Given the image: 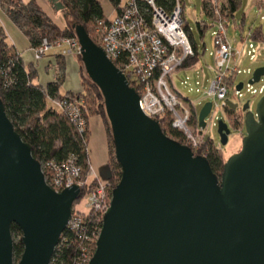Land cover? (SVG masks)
<instances>
[{"label":"water","instance_id":"water-1","mask_svg":"<svg viewBox=\"0 0 264 264\" xmlns=\"http://www.w3.org/2000/svg\"><path fill=\"white\" fill-rule=\"evenodd\" d=\"M50 2L65 9L60 0ZM73 28L84 73L102 95L122 172L90 264H264V94L256 111L251 100L243 105L247 134L219 177L207 157L194 155L145 115L138 89L83 25ZM263 77L259 66L248 83ZM212 107L208 101L198 112L200 127ZM218 123L227 146L229 123ZM81 194L78 185L61 193L47 185L41 162L0 98V264H15L14 223L24 243L16 264H51Z\"/></svg>","mask_w":264,"mask_h":264},{"label":"built area","instance_id":"built-area-1","mask_svg":"<svg viewBox=\"0 0 264 264\" xmlns=\"http://www.w3.org/2000/svg\"><path fill=\"white\" fill-rule=\"evenodd\" d=\"M209 2L211 14L208 17L211 24L205 21L199 24L202 28L216 26L212 35L216 46L214 57H216L217 70L214 80L208 87L204 83L206 80L204 71L201 76L203 83L197 81L196 84L200 86L197 91L202 92L200 100L211 97L219 102L226 99L231 90H234L238 98H242L245 84L241 90L236 89L238 83L235 84V76L241 72L247 74L251 69L242 71L239 62L244 54L248 55L250 60H256L258 45L264 48V41L257 43L252 41V33L249 30V41L244 45L245 50L234 49L227 34L229 19L224 1L209 0ZM263 2L264 0H261L262 4ZM185 6V0H175L172 9L157 4V0H121L119 7L114 8V13L110 17L105 16L97 21L95 29L96 39L108 58L116 63L132 86L141 94L139 104L145 115L159 120L161 116L170 114L172 125L186 136L188 147L195 152L201 151L203 142L209 138L206 132L212 129L215 125L214 120L218 119L217 116L214 117L213 111L219 103L212 101L210 114L212 119L207 121L209 117L206 118L205 128L200 127L199 124L196 128L192 124V105L196 106L195 102L188 99L187 102L181 101L180 95L172 89L169 81L170 76L179 71L194 55V46L185 29ZM52 49H56L64 57L81 55L79 41L75 37L68 36L59 38L56 42L44 39L42 44L35 48L36 58L47 56ZM246 89L252 95L264 94V84L257 89L248 83ZM57 106L73 118L81 132L86 130V120L77 99H64ZM223 108L227 110V105L224 104ZM41 164L48 186L61 193L64 189L78 185L82 190V198H87L85 207L88 208L87 212L73 211L72 219L62 234L50 263L63 264L60 259V249L62 244L68 241L66 236L74 234L80 240L79 251H81L76 264H90L97 251L98 238L103 228L88 234L87 215L95 212L104 218L111 206L113 196L111 183L109 180L107 184L100 182L93 173L92 167L89 174L84 177L82 167L75 156L62 162L51 161Z\"/></svg>","mask_w":264,"mask_h":264},{"label":"trees","instance_id":"trees-1","mask_svg":"<svg viewBox=\"0 0 264 264\" xmlns=\"http://www.w3.org/2000/svg\"><path fill=\"white\" fill-rule=\"evenodd\" d=\"M60 1L65 7L64 14L66 18L70 17L75 23L83 25L93 40L99 44L96 39L95 27L97 21L106 16L101 2L99 0ZM109 1L114 8H117L121 0ZM221 1H224L229 20L233 19L237 10L243 6V0ZM203 2H205L204 12L207 15L211 14L208 6L209 0H204ZM157 4L172 9L175 5V0H157ZM0 9L5 10L10 20L14 21L20 30L27 35L34 49L40 46L46 38L50 42H56L57 39L68 36L76 38L73 25L68 23L65 27L60 26L43 9L38 0H0ZM185 29L191 39L192 46H194V55L185 62L182 68H191L199 61V49L191 27L186 24ZM205 30V28L200 27L201 34ZM250 31L252 33V41L255 43L264 41L263 24L251 27ZM58 56L61 58L60 71L62 73H59L57 81L49 83L46 87L36 85L34 83L36 78L34 70L23 65L20 55L6 42V35L1 29L0 98L5 104V109L14 124L16 132L20 133L25 143L31 145L32 153L36 160L41 163L62 162L69 157L75 156L82 167L84 177L89 174L88 172L92 167L88 149L91 135L89 123L94 116L102 117L108 139V163L111 172L108 180L113 191L119 184L122 172L121 165L116 160V150L108 128L107 118L105 117L102 95H100L97 86L91 83L84 73L81 56L78 57L79 62L82 64L80 71L81 91L61 93L60 85L63 82L65 69L62 59L65 57L61 54ZM73 98L79 101V107H81L86 120V130L84 132H81L77 123L73 118H70L65 110L57 106L64 99ZM226 111L232 117V120H236V125L241 124L240 119H237L236 113L229 110ZM192 113V124L197 128L198 111L195 105H192ZM158 121L167 136L183 146L187 145L186 136L172 125V116L170 114L161 116ZM202 146L201 151H195L194 155L207 157L213 172L220 177L228 158L223 156L220 148L215 145L211 137L206 139ZM87 217H89L88 234L102 227L104 218L99 213L92 212ZM11 232L15 243L14 254L19 261L24 250V243H22L23 231L14 223L11 227ZM66 238H68V241L62 244L60 259L63 264H76V261L81 256V251H79L80 240L74 234H69Z\"/></svg>","mask_w":264,"mask_h":264},{"label":"rangeland","instance_id":"rangeland-1","mask_svg":"<svg viewBox=\"0 0 264 264\" xmlns=\"http://www.w3.org/2000/svg\"><path fill=\"white\" fill-rule=\"evenodd\" d=\"M204 0H185L186 6L184 9V14L186 18L185 25L191 27L192 34L195 37L198 49H199V61L192 68H180L179 71L173 73L169 81L171 82L172 89L177 92L180 96L181 101L187 102V99L191 102H195L196 109L198 112L203 108L204 104L208 101L218 102L211 97H206L202 100V92H198L197 81L203 83L201 78L203 71L206 73L205 86H209L210 82L214 80L216 74V57L214 53L216 52V46L214 42V37L212 35L213 31L216 30V26L210 28L205 27L203 34L200 32L199 23L205 21L211 24L208 15L204 12L205 2ZM43 9H45L48 14L59 23L60 26L65 27L68 23L74 24L73 19L66 18L64 10H57L53 8L46 0H40ZM101 2L104 13L107 17H110L114 13V6L109 0H99ZM51 3V2H50ZM3 10V9H2ZM263 18V19H262ZM244 21V22H242ZM228 25V37L232 43L234 49H241L246 45L248 40V32L253 26H258L260 24L264 25V2L263 4H255L253 6L248 5V0H243V6L237 10L235 17L229 20ZM244 41H242V39ZM258 58L254 61L250 60L248 55L241 58L239 62L240 69L247 70L251 69V72L244 73L241 72L235 76V84L244 82L245 87L242 92L244 96L238 98L235 95L234 90H231L229 95L224 100H220L219 106L213 111L214 117L218 119L214 120L215 125L212 129H208L206 135L214 140V143L220 152L225 156V158L230 157L231 154L239 152L242 148L243 137L247 134L245 130L244 113L242 111L243 105L251 100V110L256 111L257 103L263 94L252 95L249 91L247 92L246 86L248 85L249 79L252 73L259 66H264V48L258 45ZM264 84V77L259 83L253 85V88L259 89V86ZM227 105V110L232 111L237 114V119H240L241 124L236 125V120H231L232 117L223 108V105ZM211 116L207 121H211ZM219 119H224V121L229 123L231 132L227 146H223L220 143V134H218ZM91 135L88 143V149L90 151V162L92 163L93 173L98 177L99 181L103 184H107L108 178L111 175L110 167L108 163L109 150H108V139L107 132L104 125V120L100 116H94L90 121ZM87 198L84 197L75 201L73 207L74 211L87 212L88 208L85 207ZM15 264L18 259L15 256Z\"/></svg>","mask_w":264,"mask_h":264},{"label":"crops","instance_id":"crops-1","mask_svg":"<svg viewBox=\"0 0 264 264\" xmlns=\"http://www.w3.org/2000/svg\"><path fill=\"white\" fill-rule=\"evenodd\" d=\"M38 1L40 2V0ZM46 1L53 7L50 0ZM260 3L261 0H248L249 6ZM1 29L6 35V42L20 55L23 65L34 70L36 76L34 83L36 85L46 87L49 83L57 81L59 73H62V71H60L61 58L58 56L60 55V52L56 49H52L48 52L47 56L37 59L35 49L32 47V43L27 35L20 30L14 21L10 20L5 10L2 9H0V31ZM241 49L245 50L244 47ZM62 60L65 64V69L63 72V82L60 85V92H80L82 89L80 74L82 64L79 62V58L76 56H69Z\"/></svg>","mask_w":264,"mask_h":264},{"label":"flooded vegetation","instance_id":"flooded-vegetation-1","mask_svg":"<svg viewBox=\"0 0 264 264\" xmlns=\"http://www.w3.org/2000/svg\"><path fill=\"white\" fill-rule=\"evenodd\" d=\"M252 104V103H251ZM251 106V105H250ZM228 113V112H227Z\"/></svg>","mask_w":264,"mask_h":264}]
</instances>
